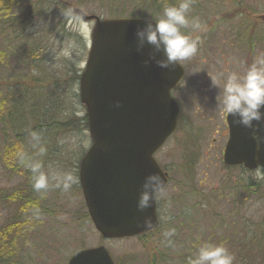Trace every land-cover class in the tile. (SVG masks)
<instances>
[{
	"label": "rangeland",
	"instance_id": "374dc122",
	"mask_svg": "<svg viewBox=\"0 0 264 264\" xmlns=\"http://www.w3.org/2000/svg\"><path fill=\"white\" fill-rule=\"evenodd\" d=\"M57 1L13 0V14L28 25L25 30L22 23L13 24L11 29L0 27V98L29 89L34 76H39L27 52L28 44L35 41L46 47L43 66L52 78L61 80L82 73L94 21L68 12ZM60 1L70 3L71 9L74 5L104 18L139 16L131 11H140L129 7L125 12L117 2L109 14V6L101 0L85 5L78 0ZM196 2L188 16L190 20L198 18L204 30H194L191 24L181 29L192 38L200 37V42L197 54L181 61L186 77L174 91L181 105L179 126L155 155L170 176L158 197V231L145 238L105 239L86 217L80 181L67 192L50 186L36 192L41 204L37 221L17 232L13 251L4 259L0 257V264H67L76 251L101 244L116 264H189L204 243L223 244L234 256L233 264H264V170L225 165L223 152L229 131L222 111L228 76L233 72L243 75L264 56V0ZM166 4L163 1L148 9L146 17L153 10L161 17ZM238 9L247 12L223 18L224 13ZM79 80L64 81L59 89L70 107L65 115H87L80 100ZM32 126L33 121L28 122L21 131ZM3 129L0 123V151L6 143ZM26 142L31 163L41 161L45 172H72L79 177V163L91 138L88 127L82 124L57 136L43 155L39 153L41 141L32 140L30 135ZM23 183V175L0 158V190L9 192ZM9 203L0 202V228L24 220L18 202ZM173 228L175 235L168 245L164 233Z\"/></svg>",
	"mask_w": 264,
	"mask_h": 264
},
{
	"label": "water",
	"instance_id": "95a60500",
	"mask_svg": "<svg viewBox=\"0 0 264 264\" xmlns=\"http://www.w3.org/2000/svg\"><path fill=\"white\" fill-rule=\"evenodd\" d=\"M72 11L86 21H94L79 80L80 100L86 106L91 138L79 163L85 204L103 238L141 235L160 225L158 198L143 212L137 209V201L149 174L159 173L164 187L169 181L155 153L178 126L180 107L171 90L182 80L184 67L179 62L160 68L155 61L165 58L163 51L157 52L147 43L137 51L135 32L144 26L145 19L151 18H104L74 5ZM150 55L155 59L149 60ZM232 120L227 114L225 165L264 170V121L250 129L233 124ZM145 217L151 218V227L144 226ZM67 264L116 263L101 244L76 251Z\"/></svg>",
	"mask_w": 264,
	"mask_h": 264
},
{
	"label": "trees",
	"instance_id": "16d2710c",
	"mask_svg": "<svg viewBox=\"0 0 264 264\" xmlns=\"http://www.w3.org/2000/svg\"><path fill=\"white\" fill-rule=\"evenodd\" d=\"M95 0H78L80 5L91 3ZM104 4H107L110 8V13L115 11L117 2L121 3L125 12L129 7L139 9V13L131 11L133 15H139V17H146V11L152 7H158L164 1L167 6L178 5L180 0H101ZM68 12L71 9L70 3L64 1H57ZM197 5L196 0H193L192 7ZM15 2L13 0H0V27L3 26L7 29H11L15 24L22 23L25 30L27 27L24 21H20V17L13 14ZM247 11L245 9H238L232 13H224L223 18L228 19ZM196 12V10H193ZM192 13V14H193ZM34 16V15H33ZM32 16V17H33ZM146 18L158 20L156 11ZM20 21V22H19ZM14 24V25H13ZM21 24V25H22ZM16 27V26H15ZM16 30V29H15ZM252 42V37H250ZM27 52L32 57V61L35 63L34 69L39 71V76H34L32 85H29V89L26 88L23 91H17V94H8L5 98H0V123L3 124L5 130L4 139L6 143L0 151V158L4 163L16 173H21L24 177V183L20 184L17 188L11 191L0 190V202L6 203L18 202V208L24 212V220H15L0 228V257L9 256V253L13 251L15 246V240L21 228L28 224H34L37 221V210L40 208V199L37 195V191L33 188L32 172L27 166L31 163V157L28 153V144L26 142L30 133L35 131L41 134V146L47 148L51 146L55 138L60 134L67 131H71L74 128H79L82 124L88 127L87 115L84 117L77 116L75 114L65 115L68 107L66 100L59 93L64 81H69L72 78H80V73L73 74L64 79H55L44 68L45 52L44 47L39 41H35L34 44L29 43ZM29 50V51H28ZM56 85V86H55ZM32 86V90L30 89ZM51 88V89H50ZM21 105L22 108H21ZM70 108V107H69ZM33 121L34 126L30 129L21 131L20 126H24L28 122ZM51 138V139H50ZM243 169L244 167L241 166ZM245 169V168H244ZM247 170V169H246ZM41 209V208H40ZM86 217L92 222L88 210L86 211ZM161 225V224H160ZM160 226L147 233L139 235L141 238H145L150 234L158 231Z\"/></svg>",
	"mask_w": 264,
	"mask_h": 264
},
{
	"label": "clouds",
	"instance_id": "9594fccd",
	"mask_svg": "<svg viewBox=\"0 0 264 264\" xmlns=\"http://www.w3.org/2000/svg\"><path fill=\"white\" fill-rule=\"evenodd\" d=\"M193 0H180L178 5L166 6L162 16L153 22L145 19L143 27H138L135 36L137 38V51H140L144 44L154 46L157 52L163 51L164 59L156 60L160 68H168L181 61L195 56L198 52L200 37L192 38L181 31L190 24L194 30L203 31L204 26L198 18L189 19V12ZM155 59L150 55L149 60ZM148 61H145L147 63ZM264 56L257 58L243 75L231 73L223 87L222 111L231 115L233 124L243 125L246 128L255 129L261 121H264ZM257 122L254 124L253 122ZM32 140L41 141V134L30 133ZM47 149L44 146L39 148L41 155ZM33 176V188L37 192L47 190L49 187L69 191L73 185L79 182V177L72 172H45L43 163L37 161L27 165ZM164 192V179L159 173H151L145 177L141 185V192L137 201V209L143 212L152 207L156 199ZM152 220L145 217L144 226L151 227ZM175 229L164 233L168 245L172 244L170 237L175 235ZM234 256L223 244L204 243L198 250L189 264H233Z\"/></svg>",
	"mask_w": 264,
	"mask_h": 264
},
{
	"label": "flooded vegetation",
	"instance_id": "af4514ba",
	"mask_svg": "<svg viewBox=\"0 0 264 264\" xmlns=\"http://www.w3.org/2000/svg\"><path fill=\"white\" fill-rule=\"evenodd\" d=\"M180 64L184 67V76H183L182 80L180 81V83H179L175 88H173V89L171 90V94H172V96H173L174 99L178 102L179 107H180V112H179V115H178V126H179V122H180L179 117H180V113H181V105H180L178 99L176 98V96L174 95V91L180 87V85L182 84L183 80H184L185 77H186V68H185V66L183 65L182 62H180ZM226 114H227V113H226ZM178 126H177V128H178ZM20 128H21V126H20ZM162 168L164 169V167H162ZM164 170H165V169H164ZM165 171H166V170H165ZM166 172H167V171H166ZM167 173H168V177H169V179H170L169 172H167Z\"/></svg>",
	"mask_w": 264,
	"mask_h": 264
}]
</instances>
